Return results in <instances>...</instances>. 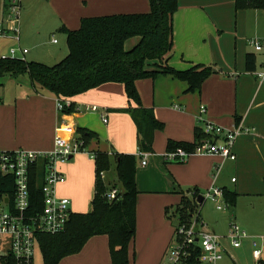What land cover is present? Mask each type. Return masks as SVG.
<instances>
[{"label":"crops","instance_id":"crops-1","mask_svg":"<svg viewBox=\"0 0 264 264\" xmlns=\"http://www.w3.org/2000/svg\"><path fill=\"white\" fill-rule=\"evenodd\" d=\"M51 1L55 10L50 17L58 31L63 27L77 30L85 18L150 11L148 0ZM224 1L179 0L180 7L174 17L175 48L169 66L177 71H187L198 65L215 68V73L199 91H189L187 83L171 75L160 74L154 79L136 82L143 107L153 109L156 118L165 125L163 131L155 134L154 154H146L145 166L138 151L136 125L128 113L118 112L136 108L124 85L105 84L72 98L70 101L76 111L70 115L58 111L57 98L38 94L29 82L23 88L18 83L17 87H0L4 90L0 93V153L52 151L60 126H71L76 134L79 129L95 134L86 152L60 166L67 181L58 188V195L71 200L73 213L90 210L96 185V162L92 154L112 157L119 153L138 157L136 183L140 194L136 235L129 246L130 264H164L175 229L166 210L180 203L182 191L187 193L197 189L204 197L212 189H220L234 191L238 197L264 199V81L256 75L264 67V60L259 63L256 53L264 56V50L256 53L250 50V46L254 48L251 45L254 40L263 47L264 44L256 38L249 41L250 46L241 42L239 47L231 36H227L234 30L231 13ZM27 2L31 4V0ZM139 41V38L129 40L126 49L131 50ZM249 53L257 57L254 72L246 70ZM202 106L206 107L205 120L224 129H241L234 145L236 161L218 155H193L185 163L167 161L169 141H195L196 129L203 128L199 120ZM92 107H98L99 112L91 111ZM103 115H106L107 123H104ZM216 168L220 170L217 172ZM104 180L108 183L117 181L111 178V172L104 173ZM208 200L211 201L207 199L202 204ZM214 207L216 211L228 214L229 227L222 234L205 231L208 224L201 213L203 231L224 241L226 253L220 264L226 258L235 264L233 251L241 246L232 247L227 236L236 219L237 205L231 208L225 204L222 210H218L216 204ZM1 240L0 245L7 248L1 256H6L10 253L11 243L9 239ZM60 264H112L108 236L93 237L79 254L64 258Z\"/></svg>","mask_w":264,"mask_h":264},{"label":"trees","instance_id":"trees-1","mask_svg":"<svg viewBox=\"0 0 264 264\" xmlns=\"http://www.w3.org/2000/svg\"><path fill=\"white\" fill-rule=\"evenodd\" d=\"M148 2L150 11L147 13L85 18L80 27L73 31L63 27L60 31L67 36L69 54L55 66L29 62L26 58L0 59V87L4 86L6 78L18 81L27 76L38 94L46 93L57 99L71 100L105 84H122L136 108L118 112L128 113L132 117L137 129L140 155L154 154L155 134L163 131L165 125L156 118L153 109L143 107L136 82L154 79L160 74L171 75L187 83L189 91L195 92L215 73V68L198 65L187 71H177L170 67L169 60L175 48L174 17L180 7L179 0ZM235 3L238 10L253 7L264 11V0H235ZM134 38H139V43L127 50L126 43ZM256 65V55L249 53L246 56L247 72H254ZM75 111L76 107L71 103V107L65 108L62 113L70 115ZM77 136L84 142L82 148L86 151L95 134L79 129ZM207 138L203 128H198L193 143L169 141L167 151L183 149L191 153ZM92 156L96 162V185L90 210L88 213H73L64 233L37 236L44 264H60L64 258L79 254L88 241L96 236H108L112 264H130L129 246L136 235V210L140 194L136 183L138 157L119 153L112 157L103 153ZM114 166L117 181L108 183L103 175ZM44 171L45 162L42 161L32 174V214L43 209ZM113 189L118 190V196L110 201L106 195ZM14 191V179L0 174V198L7 194L12 200ZM223 193L226 204L231 208L236 207L238 194L229 190ZM179 194L180 203L168 208L166 216L175 229L178 225H190L197 220L198 231L203 230L200 216L203 204L198 202L203 193L194 189ZM200 254L198 245L191 246L190 256L182 264H200ZM0 264H16V260L9 253L1 256ZM260 264L264 262L260 261Z\"/></svg>","mask_w":264,"mask_h":264},{"label":"built area","instance_id":"built-area-1","mask_svg":"<svg viewBox=\"0 0 264 264\" xmlns=\"http://www.w3.org/2000/svg\"><path fill=\"white\" fill-rule=\"evenodd\" d=\"M3 19L0 21V39L14 40L21 44V0H6ZM57 43L56 40L53 41ZM255 51L262 52V44L254 40L251 42ZM30 53L29 49L11 47L1 59H24ZM259 80L264 81V67L256 73ZM57 109L63 112L71 107V101L64 98L57 99ZM91 111L99 112L98 107H92ZM206 107L200 109V122L203 124L207 139L200 142L196 149L189 153L183 149L166 154V160L173 163H185L193 155H218L224 159L236 161L234 145L241 133L240 128L224 129L214 122L205 120ZM104 123H107L106 115H103ZM55 146L49 152H33L18 150L0 153V174L14 179L15 191L13 199L4 194L0 198V240L8 237L11 243L10 254L16 260V264H34L35 249L38 246L37 236L40 234L58 235L64 233L73 215L71 200L58 195V188L67 181L60 166L69 163L76 155L86 152L83 150L84 142L79 139L76 130L71 126H60ZM63 135L70 136L69 139ZM145 166L146 154H142ZM93 158V156H92ZM94 159V158H93ZM45 162L43 178V209L32 214L30 184L32 174L38 163ZM217 172L219 168L215 169ZM104 177V175H103ZM107 198L113 201L118 196V190L113 189L107 193ZM210 199L216 204L218 210L225 208L224 193L220 189H212L204 200ZM194 220L190 225L181 224L175 229L172 244L170 245L164 264H182L190 256L191 246L198 245L201 248L199 256L200 264H220L225 257L226 248L221 237L198 231V224ZM204 226V225H203ZM249 236L236 223H232L227 239L232 247L239 248L243 239ZM254 246L256 243L254 242ZM255 259H260L262 251L255 250ZM1 263V257H0Z\"/></svg>","mask_w":264,"mask_h":264},{"label":"rangeland","instance_id":"rangeland-1","mask_svg":"<svg viewBox=\"0 0 264 264\" xmlns=\"http://www.w3.org/2000/svg\"><path fill=\"white\" fill-rule=\"evenodd\" d=\"M6 0H0V21L4 13V5ZM51 0H31L28 5L27 0H21V38L22 43L19 44L14 40L0 39V59L2 55L8 53L11 47H22L30 50L26 55L29 62H39L47 66H55L63 61L69 54L67 45V36L58 31L54 26V20H51L52 11L55 9L51 5ZM224 4L229 8L231 19L233 22V32L228 33L232 40L242 45H249V41L256 38L260 39L264 44V11L250 7L238 10L235 0H225ZM2 12V13H1ZM238 31V34L235 33ZM255 34H257L255 36ZM56 40L58 44H53ZM250 46V45H249ZM128 47V46H127ZM250 50L254 53L255 49L250 46ZM258 62L264 60L263 53H256ZM6 89L27 86L29 78L27 76L20 78L18 81L6 78L4 80ZM8 84V85H7ZM0 93L4 90L0 88ZM111 178L117 180L115 168L111 171ZM212 201H207L200 209L205 222L208 224L205 231L222 234L229 227V216L224 212L216 211ZM232 223H236L248 234L251 240H242L241 247L233 251L235 264H258L264 262V199L249 196H239L237 198L236 219ZM231 223V224H232ZM229 234V233H228ZM8 237L2 238L1 241H7ZM254 242L256 246H254ZM5 248V249H4ZM6 247L0 245V256L6 251ZM255 250L262 251L261 258L255 259L253 253ZM34 264H44L43 256L39 246L35 249ZM222 264H232L229 258H226Z\"/></svg>","mask_w":264,"mask_h":264},{"label":"water","instance_id":"water-1","mask_svg":"<svg viewBox=\"0 0 264 264\" xmlns=\"http://www.w3.org/2000/svg\"><path fill=\"white\" fill-rule=\"evenodd\" d=\"M198 202H199L200 204H202V203L204 202V197H203V196H200L199 199H198Z\"/></svg>","mask_w":264,"mask_h":264}]
</instances>
